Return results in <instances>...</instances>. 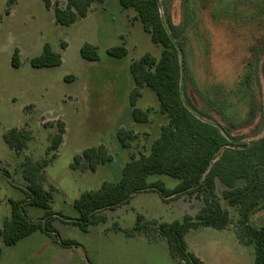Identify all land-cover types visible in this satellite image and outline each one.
<instances>
[{
  "label": "rangeland",
  "instance_id": "374dc122",
  "mask_svg": "<svg viewBox=\"0 0 264 264\" xmlns=\"http://www.w3.org/2000/svg\"><path fill=\"white\" fill-rule=\"evenodd\" d=\"M57 1L65 4V0ZM6 2L0 0V226L10 213L8 200L24 197L23 157L46 158L55 123L60 121L65 124L63 142L44 169L45 185L54 188L50 224L60 239L74 245L64 247L40 231L12 246H4L0 240V264H180L170 257L164 238L149 241L142 235L127 236L123 230L133 226L138 214L163 222L193 216L203 206L195 195L163 201L156 190H149L133 195L128 204L103 212L105 224L84 232L71 223L77 217L74 199L83 191L98 189L104 181L116 182L131 156L148 153L150 142L165 124L148 88L141 90L137 100L138 108L150 110L147 123L134 122L129 104L133 88L130 63L147 53L158 58L161 47L150 41L134 11L122 9L118 0L93 4L85 18L70 26L57 25L53 12L41 0H16L8 14ZM160 13L171 27L168 30L174 43L181 45L185 87L181 94L188 98L184 101L190 112L202 123L233 130L234 137L230 136L233 139L227 140L225 148H237L264 136V0H160ZM44 43L61 54L60 66H30V59L41 53ZM84 43L97 46L98 62L80 57ZM118 45L126 48L125 57L106 54L107 48ZM252 48L258 59L252 57ZM15 49L19 51L18 68L10 64ZM245 76L249 81L245 92L254 99L250 117H246L243 96L233 109L225 106L236 102L230 91L239 90ZM211 101L216 110H225L224 115L215 111ZM12 128L25 129L31 135L21 155L2 140ZM118 128L137 135L128 147L116 139ZM99 144L108 149L111 162L95 172L71 169L75 156ZM147 181L167 189L177 184L176 179L164 175H151ZM221 189L217 183L218 194ZM228 210L231 224L225 230L202 227L185 237L189 249L204 264L253 263L252 247L240 245L235 237L237 212L231 207ZM25 212L35 222L44 215L42 209L28 205ZM251 221L264 225V210L256 212Z\"/></svg>",
  "mask_w": 264,
  "mask_h": 264
},
{
  "label": "trees",
  "instance_id": "16d2710c",
  "mask_svg": "<svg viewBox=\"0 0 264 264\" xmlns=\"http://www.w3.org/2000/svg\"><path fill=\"white\" fill-rule=\"evenodd\" d=\"M15 1L7 0L6 14ZM41 1L47 10L53 12L57 25L70 26L85 18L93 4H102L106 0H65L63 6L57 0ZM118 3L122 9L134 11L135 19L149 35L150 41L161 47L158 58L147 53L129 65L133 83L129 94L132 119L136 123L149 121L150 110L137 107L141 90L148 88L154 93L158 111L166 122L159 128L158 136L150 142L148 153L131 156L116 182L104 181L98 189L83 191L74 199L73 207L77 217L71 223L84 232L88 227L105 224L107 217L103 212L128 204L133 195L149 190H156L163 201L195 195L203 203L195 215H184L180 220L163 222L145 219L138 214L133 226L123 232L127 236L142 235L149 241L164 238L170 257L180 264H204L189 249L185 237L190 231L202 227L225 230L231 224L228 210L231 207L237 212V242L244 247H252V264H264V225L257 226L251 221L256 212L264 210V136L250 144L225 148L229 145L227 140L233 139L230 137L233 130L200 122L185 104L184 100L188 98L185 96L183 99L181 94V89H184L183 93L185 91L184 81H181L184 70L180 58L181 45L174 43L168 30L170 25L162 19L160 0H118ZM61 47L64 49L66 44L62 42ZM105 52L116 59L127 55L123 45L107 48ZM253 52L256 51L252 48V57L256 58ZM79 55L89 62L99 61L97 46L89 43L80 47ZM255 61L257 66L258 61ZM29 63L34 69L53 68L62 64V58L59 52L44 43L41 53L31 58ZM10 64L12 68L19 67L17 49L12 54ZM261 75L264 79V61L261 64ZM247 77L240 82L239 90L230 91L236 102L225 106L230 107L229 110L233 109L243 96L242 101L248 111L246 117H250L254 99L245 92L249 85ZM240 90L242 95H239ZM233 92L237 95H232ZM210 103L214 108L217 107L213 101ZM215 111L224 115L225 110L215 108ZM55 128L56 133L50 137L45 151L46 158L34 160L30 156L23 157L21 176L27 185L22 199L8 200L10 213L0 226V240L4 246H12L37 231L52 237L64 247L74 245L71 241L60 239L50 224L53 217L50 203L54 188L45 185L44 169L52 162L63 142L65 124L57 121ZM115 135L122 147H128L137 137L132 130L125 128H118ZM2 140L10 150L21 155L27 149L31 135L25 129L12 128L2 135ZM112 160L105 145L99 144L75 156L71 169L95 172L99 166ZM151 175L176 179L177 184L167 189L161 183H148L147 179ZM217 183L222 186L219 194ZM26 205L42 209V220L35 222L29 219L25 212ZM1 252L0 246V255Z\"/></svg>",
  "mask_w": 264,
  "mask_h": 264
},
{
  "label": "crops",
  "instance_id": "0c3cea01",
  "mask_svg": "<svg viewBox=\"0 0 264 264\" xmlns=\"http://www.w3.org/2000/svg\"><path fill=\"white\" fill-rule=\"evenodd\" d=\"M155 138V137H154ZM4 218V217H3Z\"/></svg>",
  "mask_w": 264,
  "mask_h": 264
}]
</instances>
